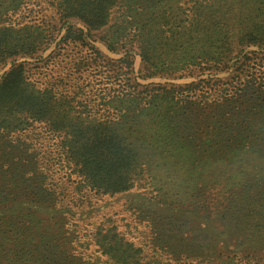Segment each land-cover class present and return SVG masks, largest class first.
Here are the masks:
<instances>
[{
	"label": "trees",
	"instance_id": "trees-1",
	"mask_svg": "<svg viewBox=\"0 0 264 264\" xmlns=\"http://www.w3.org/2000/svg\"><path fill=\"white\" fill-rule=\"evenodd\" d=\"M34 8L37 23L15 18ZM132 48L142 78H194L138 81ZM16 58L0 76V264H84L54 166L95 193L153 181L264 218V0H0V66ZM86 71L116 88L72 76ZM33 125L54 136L47 154L22 137ZM113 229L98 239L108 264H146Z\"/></svg>",
	"mask_w": 264,
	"mask_h": 264
},
{
	"label": "rangeland",
	"instance_id": "rangeland-1",
	"mask_svg": "<svg viewBox=\"0 0 264 264\" xmlns=\"http://www.w3.org/2000/svg\"><path fill=\"white\" fill-rule=\"evenodd\" d=\"M43 11L47 16L50 13ZM40 12V9L34 8L31 15L25 16L26 12H20L15 18H31V21L37 23L41 19ZM47 19L56 27L61 26L56 17ZM93 35L96 39L98 34ZM95 45L107 57L120 56L119 53H108L99 40H96ZM130 53L131 75L138 81L164 84L166 81L180 83L194 78H179L176 75L142 78L144 70L139 56L134 48ZM17 61L18 58L8 60L0 66V76ZM30 70L34 71V67ZM75 75H82L90 81V86L94 89L116 88V85L106 82L103 75L98 77L87 71L72 74ZM72 76H66L63 81L72 80ZM50 77L48 70L46 74L31 75L32 79L40 78L41 83H47ZM22 137L31 142L32 148L39 151V156L42 153L47 154L54 147V136L40 125H33ZM50 172L53 173L51 176L55 182H63L66 202L61 209L67 213L66 217L72 229L70 230L74 231V235H71L73 252L84 264L89 260L99 264L109 263L98 248V239L108 228H114L113 233L123 244L129 243L139 249V260L146 264H215L220 259L228 258L242 261L240 264H264V218L254 213L245 225L242 224L240 214L229 209L231 200L214 202L212 199H200L190 203L192 200L189 199L177 201L172 196L170 199L159 197L163 191L153 181L135 185L122 193H95L77 183L75 175H67V171L59 170L57 166ZM98 228H101V235H97Z\"/></svg>",
	"mask_w": 264,
	"mask_h": 264
}]
</instances>
